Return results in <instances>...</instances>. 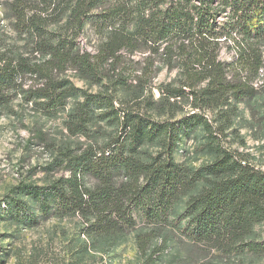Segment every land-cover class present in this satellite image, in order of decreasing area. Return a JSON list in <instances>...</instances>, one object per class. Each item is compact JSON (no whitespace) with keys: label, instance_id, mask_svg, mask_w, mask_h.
Instances as JSON below:
<instances>
[{"label":"trees","instance_id":"trees-1","mask_svg":"<svg viewBox=\"0 0 264 264\" xmlns=\"http://www.w3.org/2000/svg\"><path fill=\"white\" fill-rule=\"evenodd\" d=\"M6 6L26 47L17 58L0 51V106L20 90L41 99L45 111H54L75 90L61 73L70 69L99 81L106 65L123 51L162 48L164 61L183 71L191 94L205 100L202 107L253 96L264 72V0H8ZM87 26L97 39L94 52L82 50L76 42ZM224 44L233 50L228 61L219 59ZM25 75L38 77L39 84L23 89ZM263 85L264 81L259 86ZM169 94L180 97L184 91ZM84 95L78 114L82 125L86 108L94 100H106L100 94ZM120 119L121 134L102 149L63 151L67 176L46 187L25 186L37 191L45 213L50 193L58 201L57 216L78 215L83 220L82 234L117 240L134 228V206H143L145 215L154 219L161 208H170L203 182L205 186L190 194L185 204L194 241L241 246L252 228L264 222L263 170L229 157L205 166L208 173L192 170L172 158L175 124H157L136 114L124 113ZM159 137L166 142L164 157L141 159L136 147ZM127 138L132 144L124 152ZM85 177H93L96 184L87 186ZM28 214L19 205L12 216L23 221L30 220ZM153 237V231L137 235L141 255ZM7 255L0 250V264ZM152 261L151 252L143 264Z\"/></svg>","mask_w":264,"mask_h":264},{"label":"rangeland","instance_id":"rangeland-1","mask_svg":"<svg viewBox=\"0 0 264 264\" xmlns=\"http://www.w3.org/2000/svg\"><path fill=\"white\" fill-rule=\"evenodd\" d=\"M7 1L0 0V51L17 58L26 39L15 29ZM76 42L91 52L97 45L88 26ZM232 55L233 50L224 44L219 59L228 61ZM163 56L162 48L134 54L123 51L117 61L106 65L105 76L99 81L66 70L60 76L75 90L54 111H45L41 99L20 90L11 92L9 102L0 106V250L8 253L3 264H143L151 252L150 264H264V222L252 228L241 246L192 239L193 225L185 204L190 194L205 186L203 182L170 208H161L154 219L145 215L143 206H134L136 224L117 240L82 234L85 224L78 215L59 217L54 213L58 201L52 194L47 195L50 210L45 213L37 191L25 188L46 187L67 176L64 150L102 149L114 141L122 132L120 117L124 113L157 124H175L172 158L192 170L204 171L205 166L229 157L264 171V85L259 86L264 72L259 75L261 82L259 77L255 80L253 96L219 107H202L205 100L191 94L181 68L171 67ZM39 82L38 77L25 75L23 89ZM201 87L203 83L198 85ZM174 89H182L184 95L171 96ZM84 93L100 94L106 100H94L86 108L87 121L82 125L78 114ZM131 144V139L124 140V152ZM165 150L163 137L136 147L143 160L164 157ZM96 182L93 177L84 178L87 186ZM19 205L30 220L13 218ZM148 231H153L154 237L143 256L137 235Z\"/></svg>","mask_w":264,"mask_h":264}]
</instances>
